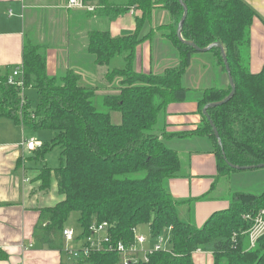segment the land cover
<instances>
[{"label": "trees", "instance_id": "1", "mask_svg": "<svg viewBox=\"0 0 264 264\" xmlns=\"http://www.w3.org/2000/svg\"><path fill=\"white\" fill-rule=\"evenodd\" d=\"M86 1L98 2L99 13L110 20L127 11L139 12L131 33L114 36L109 30L96 29L88 34V52L97 64L109 67L106 80L117 85L116 93L103 97L102 109L95 104L98 87L84 85L81 75L71 69L64 75L50 76L46 47L30 40L24 44L22 74L16 79L23 84L10 82L11 69L0 70V117L52 131V138L34 150L37 160L44 163L38 178L41 187L48 189L54 176L63 199L41 210L35 243L67 252L64 229L71 214L77 212L81 230L75 240L79 242L92 234L95 223H107L108 234L127 244L135 241V227L143 231L146 226L152 236L170 231L167 250L151 254L148 261L129 264H194L193 254L198 250L213 253L216 264H264V235L254 247L249 245L248 235L255 217L264 209V191L232 193L230 206L214 212L201 227L182 221L178 207L188 201L175 199L167 187L171 178L182 174L181 155L160 137L210 138L219 176L243 171L232 168L223 152L230 163L240 167L264 163V71L253 73L250 69L256 11L245 0H183L188 8L184 39L201 48L220 42L236 91L229 101L209 108L205 115L203 108L225 99L231 87L203 90L199 99L202 122L182 132L167 133L166 127L160 129L163 116L170 104L187 100L184 74L198 53L177 35L183 5L179 0ZM158 8L168 12L169 21L152 25ZM155 37L174 45L179 64L162 73L136 70L138 47ZM209 52L216 54L226 69L221 49ZM117 58L121 65L113 66ZM28 89L37 92L36 107ZM114 111L122 114L121 124L112 122ZM208 117L219 132L223 150ZM55 148L60 150V164L51 168L45 157ZM7 258L0 249V260ZM121 259L117 251H93L77 263L121 264Z\"/></svg>", "mask_w": 264, "mask_h": 264}, {"label": "crops", "instance_id": "2", "mask_svg": "<svg viewBox=\"0 0 264 264\" xmlns=\"http://www.w3.org/2000/svg\"><path fill=\"white\" fill-rule=\"evenodd\" d=\"M245 1L257 13L251 29L250 69L253 73H260L264 71V0ZM86 2L95 6V11L70 9L68 0H0V70L20 68L24 44L30 40L46 47L50 76H61L71 69L81 75L84 85L98 89L111 86L105 77L109 67L97 64L95 56L87 50L88 34L96 29H113L117 36L132 32L139 12L127 11L110 20L104 13H99L98 2ZM172 46L163 37L144 42L137 49L136 70L162 73L168 67L177 66L179 54ZM165 52L174 54L172 62H167ZM196 54L192 56L183 79L189 89L187 99L192 96V102L186 100L168 106L160 124V129L166 127L167 133L182 132L202 122L199 99L203 90L230 87L227 70L216 54L213 53L210 61ZM115 61L116 65H121V59ZM211 69L216 70V76ZM111 118L114 124L122 123V114L118 111L112 112ZM41 130L0 117V249L8 255L7 259L0 260V264H78L68 252L41 247L34 241L41 210L55 206L63 199L54 176L48 189L41 187L38 176L44 163L37 160L34 150L23 145L26 140L43 143L52 138ZM160 137L181 155L182 174L171 178L167 187L175 199L188 201L178 207L179 217L184 222L203 226L214 212L230 206L232 193L248 192L249 186L243 182L258 174L251 169L248 178L242 177V171L219 176L215 145L208 137L179 138L162 134ZM47 155L45 162L48 165ZM222 182L226 186L223 187ZM204 196L206 198L202 199ZM77 242L80 245L83 241ZM193 262L216 264L213 253L201 250L193 254Z\"/></svg>", "mask_w": 264, "mask_h": 264}, {"label": "built area", "instance_id": "3", "mask_svg": "<svg viewBox=\"0 0 264 264\" xmlns=\"http://www.w3.org/2000/svg\"><path fill=\"white\" fill-rule=\"evenodd\" d=\"M67 5L70 9H87L89 11H94L96 8L95 6L88 5L86 0H68ZM21 74V67L14 69L10 75V82L22 85V80H16ZM23 145L28 150L33 151L41 146L42 142L31 139L24 141ZM107 226V223L99 225L96 223L93 224L91 226L92 234L82 244L74 248H71L69 242L76 239L77 232L72 228H65L66 251L77 260L89 258L93 251H117L122 257L120 263L129 264L131 261H148L151 254L157 251L167 250L170 245V231L152 236L150 232L146 233L141 228L135 227L133 228L135 241L127 244L120 240L115 241L106 231ZM248 235L251 247H254L258 239L264 235V209L255 217L254 224L249 230ZM150 241L153 242V245H150Z\"/></svg>", "mask_w": 264, "mask_h": 264}, {"label": "rangeland", "instance_id": "4", "mask_svg": "<svg viewBox=\"0 0 264 264\" xmlns=\"http://www.w3.org/2000/svg\"><path fill=\"white\" fill-rule=\"evenodd\" d=\"M159 9V8H158ZM169 21V14L166 10L164 9H159L158 12H154L153 15V19H152V25H159L162 23H166ZM111 33L115 36H117L116 32L113 29H110ZM131 32H125L122 34H128ZM156 38V37H155ZM173 47V46H172ZM176 50L175 47H173ZM166 55V60L167 62H172V60L174 59V54L168 55L167 52H165ZM197 56L203 57L204 60H209L212 58L213 53L212 52H198L196 54ZM113 66H116V61L114 62ZM119 66V65H118ZM210 69V68H209ZM210 71H213L212 69ZM213 75H217L216 70L213 71ZM117 85L116 84H112L111 86H108L107 88H101L98 89L97 93H96V98H95V104L97 106L98 109H102V99L104 96L109 95V94H114V90H117L115 87ZM28 96L29 99L32 103L33 107H36V103H37V92L36 90H28ZM192 96L189 97L188 102H192ZM42 133H45V135H52V131L47 130V129H43L41 130ZM44 135V134H43ZM48 140V138L46 139ZM60 150L59 148H55L54 150L50 151L47 155V162L49 166H53V167H57L60 164ZM252 170H243L241 173L243 178H248L250 177V173ZM255 171H257V175L254 177H251L250 180H247L246 182H243L244 184H248V192H253L256 194H260L263 190H264V168H256ZM221 185L224 187L226 186L224 182L221 183ZM78 218H79V213L77 212H73L67 222V227L74 229L77 233L80 232V225L78 222ZM143 231L144 232H148V228L145 226L143 227ZM79 243L74 240L69 242V245L71 246V248L73 247H77ZM150 245H153V242L150 241Z\"/></svg>", "mask_w": 264, "mask_h": 264}, {"label": "water", "instance_id": "5", "mask_svg": "<svg viewBox=\"0 0 264 264\" xmlns=\"http://www.w3.org/2000/svg\"><path fill=\"white\" fill-rule=\"evenodd\" d=\"M179 1L181 2V4L184 7V14H183V17H182V19L180 21V24L178 26V29H177V35H178L179 39L183 43H185V44L190 45L191 47H193L198 52H209L213 48H216V47L220 48L221 49V52H222L223 59H224L225 67H226V70H227V73H228V77H229L231 92L229 93V95L225 99H223L221 101H217V102H213V103L207 104L203 108V113L206 115L209 108L214 107V106H218V105H222V104L226 103L227 101H229L233 97V95H234V93L236 91V86H235V83H234V79H233V76H232L231 68H230V65H229V62H228V59H227V56H226L225 49H224V47L222 46V44L220 42H215V43L209 45L208 47L201 48L198 45H196V43L184 39V37L182 35V29H183L185 20H186L187 15H188V8L185 5V3L183 2V0H179ZM208 120H209V122H210V124H211V126L213 128V131H214V133H215V135H216V137L218 139V143L222 147V150H223V146H222V142H221V139H220L219 132H218L216 126L214 125V123L212 122V120L210 119V117H208ZM223 155H224V158L226 159L227 163L232 168L237 169V170H251V169H256V168H264V163L263 164L256 165V166H242V167H240V166H237V165H234V164L230 163L227 160L224 152H223Z\"/></svg>", "mask_w": 264, "mask_h": 264}]
</instances>
